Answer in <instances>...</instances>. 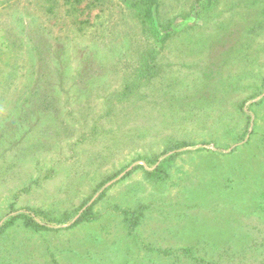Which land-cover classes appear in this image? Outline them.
<instances>
[{
	"label": "rangeland",
	"instance_id": "1",
	"mask_svg": "<svg viewBox=\"0 0 264 264\" xmlns=\"http://www.w3.org/2000/svg\"><path fill=\"white\" fill-rule=\"evenodd\" d=\"M0 264H264V0H0Z\"/></svg>",
	"mask_w": 264,
	"mask_h": 264
},
{
	"label": "trees",
	"instance_id": "2",
	"mask_svg": "<svg viewBox=\"0 0 264 264\" xmlns=\"http://www.w3.org/2000/svg\"><path fill=\"white\" fill-rule=\"evenodd\" d=\"M152 13H153V12H152V7H147V8H146V13H145V14H146V15H150V16H152Z\"/></svg>",
	"mask_w": 264,
	"mask_h": 264
},
{
	"label": "crops",
	"instance_id": "3",
	"mask_svg": "<svg viewBox=\"0 0 264 264\" xmlns=\"http://www.w3.org/2000/svg\"><path fill=\"white\" fill-rule=\"evenodd\" d=\"M195 2H197V1H195ZM196 4L195 3H191V4H189V6H195ZM158 6V5H157ZM155 7H156V4H155Z\"/></svg>",
	"mask_w": 264,
	"mask_h": 264
}]
</instances>
